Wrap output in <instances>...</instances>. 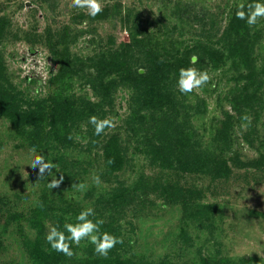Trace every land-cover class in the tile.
<instances>
[{
    "label": "rangeland",
    "instance_id": "rangeland-1",
    "mask_svg": "<svg viewBox=\"0 0 264 264\" xmlns=\"http://www.w3.org/2000/svg\"><path fill=\"white\" fill-rule=\"evenodd\" d=\"M233 1L100 0L107 12L100 19H92L87 9L71 7V0H0V79L4 78L0 87H7L14 99L20 97L38 114L20 130L0 116V264H30L22 240L32 230L18 213L28 214L43 201L50 213L47 229L62 215L72 218L67 222H75V216L88 207L104 224L113 221L107 232L122 238L123 243L117 246L131 261L199 264L201 256L208 255L224 264H243L249 257H255L256 264H264V83L254 98L257 112H249L251 123L233 121L223 144L214 132L225 111L231 112L223 96L236 86L227 65L213 68L208 63L198 64L196 68L206 69L210 80L188 94L177 90V75L165 77L163 86L174 95L178 120L184 121L186 131H192L199 151L205 150L201 156L213 160L198 171L161 167L144 152L140 134L129 138L130 129L136 126L129 118L136 108L133 100L137 93L129 82L118 81L101 109L95 111L86 105L87 113L71 124V139L62 147L53 145L42 117L49 98L60 88V83L53 81L58 64L50 43L65 33L71 59L87 60L101 48L127 45L131 43L130 30L150 31L170 54L181 56L194 44L193 34L199 24L171 15L175 3L217 16L222 11L224 15ZM125 13H130L129 23L121 19ZM80 14V19L74 18ZM263 45L258 47L262 56ZM123 52L133 70L144 71L142 49ZM110 78L116 79V75ZM66 87L68 96L77 102L97 101L80 77H73ZM139 114L145 116L143 110ZM91 116L109 118L114 127L95 135L89 123ZM113 133L125 141L126 163L120 172L107 174L101 146ZM36 156L43 158V174L31 167ZM195 156L191 150L186 152L188 159ZM217 160L227 165L219 169L221 175ZM94 176L99 177V183ZM61 177L59 187L51 188L50 184ZM154 182L169 186L168 196L162 192L163 186L154 188ZM81 183L86 185L83 191L77 187ZM137 183L142 202L131 201L124 208L114 204L115 190ZM80 245L92 246L88 241Z\"/></svg>",
    "mask_w": 264,
    "mask_h": 264
},
{
    "label": "trees",
    "instance_id": "trees-1",
    "mask_svg": "<svg viewBox=\"0 0 264 264\" xmlns=\"http://www.w3.org/2000/svg\"><path fill=\"white\" fill-rule=\"evenodd\" d=\"M249 2L251 0H234L224 15L222 11L217 16L204 12H193L189 9V5L181 8L175 3L174 8L170 10L171 15H176L181 20L187 18L199 24L196 33L193 34L196 39L194 44L188 46L181 56L170 54L163 45H159L157 35L152 36L150 31L139 33L130 30L129 37L132 44L123 43L115 48L109 45L111 47L101 48L97 54L87 60L71 59L65 40L66 33H62L64 35L60 40L50 43V51L54 55V61L58 64L53 81L59 82L60 88H57L49 98L48 110L42 112V117L47 121L46 132H51L53 145L59 148L69 143L71 124L87 113L88 107L93 106L97 111L107 105L110 89L116 86L118 81H126L137 92L133 100L136 108L135 110L133 108L129 118V121L132 118L133 121L135 120L133 123L136 126L130 129L129 138L140 134L144 152L149 154L161 167L198 171L203 170V166H209L213 160L208 155L201 156L206 153L205 150L199 151V145L192 138V131H186L184 121L178 120L174 95L172 92L169 93L168 88H164L163 82L165 77H169L171 73L178 75V69L181 67L196 68L200 63H208L213 68L227 65L226 71L229 73L231 71L230 79L236 84L223 96L231 112L225 111L223 120L216 126L214 132L217 133V138H221L225 144L232 122L238 124V121H244L241 117L245 114L250 116V111L257 112L254 98L264 83V55L258 52V47L263 45L264 19L250 27L244 20L236 17L237 6L240 3ZM106 12L107 10L103 8L100 14L90 17L100 19ZM82 16L83 14H80L74 18L80 19ZM220 16L221 18L218 19ZM129 17L130 13H125L121 19L124 23H129ZM222 22L224 24L220 27ZM135 47L142 49L143 72L139 69L133 70L123 52L125 50L131 54ZM113 73L116 79L110 78ZM73 77H80L84 80L93 96L97 98L96 102L88 101V99L85 102L82 100L77 102L68 96L66 86ZM3 82L4 78L0 79V86ZM24 103L27 104V108L23 105ZM31 107L20 97L14 99L7 87H0V116L6 117L17 130H20L23 124H30L36 120L38 114ZM142 110L145 116H140L139 112ZM124 144L125 141H121L120 134L117 133L110 134L102 143V166L107 174H116L124 168L126 163ZM189 150L196 154L195 158L186 157V152ZM215 165L219 175L222 174L219 169L227 167L225 163L221 164L219 161ZM158 186L163 185L153 183L154 188ZM163 187L162 192L168 196L169 191L166 188L169 186ZM141 191L138 183L133 187L115 190L112 201L121 208L131 201L142 202ZM188 193L192 192L188 191ZM49 215L44 201L30 208L28 214L18 213L20 219L26 220L29 229L32 230L30 234L24 235L22 240L23 251L30 264H153L142 260H129L121 255L123 250L117 245L110 250L106 258L97 255L93 245L86 247L73 244L74 255L72 257L56 252L45 240V234L48 231L45 224L49 221ZM63 222H67L64 215L59 217L53 225L63 228ZM112 224L113 221L103 224L101 230H109ZM256 262L258 260L255 257H249L244 259L243 264H256ZM156 264H165V262ZM199 264L224 263L221 259L206 255L201 256Z\"/></svg>",
    "mask_w": 264,
    "mask_h": 264
},
{
    "label": "clouds",
    "instance_id": "clouds-1",
    "mask_svg": "<svg viewBox=\"0 0 264 264\" xmlns=\"http://www.w3.org/2000/svg\"><path fill=\"white\" fill-rule=\"evenodd\" d=\"M71 7L87 9L88 15L95 17L103 11L100 0H71ZM236 17L244 20L248 26H254L259 20L264 19V0H251L245 4L240 3L237 6ZM210 80L209 73L206 69L199 70L195 67H181L178 69L176 80L177 90L182 94L192 93L194 90L202 88ZM242 120L251 123V117L247 114L241 117ZM89 123L94 126V134L104 133L106 128L114 127V122L109 118L89 117ZM35 153V148L32 150ZM111 162V161H109ZM43 158L36 156L31 167L38 169V173L43 174ZM94 181L99 183V177L94 176ZM63 178L50 184L51 188L59 187ZM78 189H86L85 184H78ZM42 206V205H40ZM71 217H66V221H71ZM104 224L102 218H97L93 208L88 207L81 210L75 216V222H65L63 228L57 225H49L45 234V240L50 248L65 256L74 255L72 245L79 246L82 241H88L94 246V252L97 255L107 257L110 250L118 243H123L122 238L102 231L101 226Z\"/></svg>",
    "mask_w": 264,
    "mask_h": 264
}]
</instances>
